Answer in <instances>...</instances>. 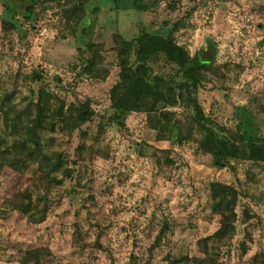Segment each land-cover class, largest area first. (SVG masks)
I'll return each instance as SVG.
<instances>
[{
    "label": "rangeland",
    "instance_id": "rangeland-1",
    "mask_svg": "<svg viewBox=\"0 0 264 264\" xmlns=\"http://www.w3.org/2000/svg\"><path fill=\"white\" fill-rule=\"evenodd\" d=\"M17 5L22 29L3 32L0 0V151L19 137L12 118L26 121L40 89L54 107L85 103L95 115L77 129L36 132L40 154L60 170L0 165V264H261L264 162L218 166L197 126L172 143L145 112L118 125L110 90L120 72L115 35L170 37L191 56L214 57L196 93L205 116L264 138V0H38L31 19ZM90 45L104 79L85 69ZM149 64L182 79L164 54ZM166 110L186 126L193 114L183 101Z\"/></svg>",
    "mask_w": 264,
    "mask_h": 264
},
{
    "label": "trees",
    "instance_id": "trees-1",
    "mask_svg": "<svg viewBox=\"0 0 264 264\" xmlns=\"http://www.w3.org/2000/svg\"><path fill=\"white\" fill-rule=\"evenodd\" d=\"M38 0H3L4 13L1 19L3 32L22 29V23L17 18V4L24 5L21 14L25 19H31L34 5ZM118 1V0H115ZM19 2V3H18ZM78 8H81L79 6ZM117 58L120 72L119 81L110 90L111 119L118 125H124L127 115L132 112H145L149 115V124L156 129L161 139L172 143H184L193 137V130L198 128L201 133L200 148L212 155L216 165L225 167L231 159L254 160L264 162V138L249 131L234 132L215 123L206 117L200 105L196 102V93L204 78L203 70L214 62V57L205 56L200 51L191 56L181 45L170 37L144 32L136 39L127 41L121 35H115ZM91 57L87 59L86 71L95 72L103 79L107 70L101 68L102 58L99 49L90 45ZM160 54L177 65L181 70L180 81L168 80L160 74H153L150 61ZM52 94L40 89L37 101L28 108L26 121H20L19 116L12 118V125L19 131V137L6 149L0 151V165L7 163L19 167L21 164H38V168L48 171H58L62 168L60 160L44 156L41 142L37 138L38 130L54 131L57 125L77 129L91 120L95 112L85 103L71 104L65 110L61 100L54 107L51 103ZM179 101L191 105L192 116L187 126L177 120L175 114L166 110L176 106ZM49 168H45L47 167ZM67 175L69 170L65 168ZM228 192H222L220 203L232 210L234 201L228 200ZM232 206V207H231ZM27 211L25 201L18 207ZM223 230V229H222ZM220 230L218 235H221ZM264 264V258L261 261Z\"/></svg>",
    "mask_w": 264,
    "mask_h": 264
}]
</instances>
